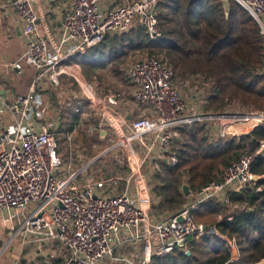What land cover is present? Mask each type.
<instances>
[{"label":"built area","instance_id":"obj_1","mask_svg":"<svg viewBox=\"0 0 264 264\" xmlns=\"http://www.w3.org/2000/svg\"><path fill=\"white\" fill-rule=\"evenodd\" d=\"M37 1H11L22 22L21 35L26 48L22 61L10 67L20 70L27 64L34 69V74L27 92L14 94L8 103L0 106V112L7 109L14 115V120L0 130V220L9 228V239L19 236L22 244L57 240L64 250L63 264H102L104 261L106 264H147V259L154 254H165L174 248L187 251L190 236L218 234L213 227L198 223L193 212L209 200L227 204L233 184L237 186L233 191H238L256 181L254 176L258 180L261 176L250 171L256 152L244 153L232 160L218 180L190 191L170 214L151 215V200L138 199L128 185L145 161H153L155 170L159 169V161L165 158L173 141V128L178 125L217 121V136L240 135L264 120V114L258 113L262 111L189 114L186 100L172 82V67L157 56H146L129 66L128 76L134 86L135 101L151 105L152 112L142 113L125 123L109 107L102 110V119L116 137L112 148L127 146L128 149L133 147L132 143L139 144L140 165L127 176L126 187L121 192L113 190L115 180L111 177L90 176L80 180L91 162L84 164L78 156L79 170H74L71 163L60 170L63 164L57 152L58 124L47 117L49 105L38 88L44 81L52 88L59 87L60 76L71 73L67 61L102 42L108 33L126 32L139 25L149 40L159 39L162 33L155 15L157 0H123L109 8L103 2L112 0H66L68 7L54 42L39 32L34 6ZM235 1L259 18L264 37V0ZM258 114L261 117L245 130H229L233 121H245ZM94 130L97 128L88 126L89 133ZM100 132L103 135L105 129L101 128ZM174 161L172 158L171 162ZM145 239L157 240V243L141 258L116 252L117 247L128 241ZM227 242L236 249L234 238Z\"/></svg>","mask_w":264,"mask_h":264},{"label":"trees","instance_id":"obj_2","mask_svg":"<svg viewBox=\"0 0 264 264\" xmlns=\"http://www.w3.org/2000/svg\"><path fill=\"white\" fill-rule=\"evenodd\" d=\"M155 15L161 37L148 39L140 26L128 32V42L105 36L99 44L71 57L87 74L127 54L129 49H166L175 64L194 50L213 88L207 99L218 110L226 101H237L251 110L264 111V37L258 22L235 0H157ZM154 53L149 51V55ZM208 78V77H207ZM254 117L251 120H256ZM191 122L175 127L174 141L160 169L152 177L153 195L159 211H175L184 201L182 185L191 191L218 180L224 168L244 153H255L264 144V120L246 136L219 137L210 125ZM174 156L172 163L169 158ZM261 176L238 191L228 193L229 202H203L193 212L197 222L213 227L218 234L190 236L187 249L174 248L154 254L147 264H256L264 259V155L255 156L250 165ZM221 214V219L215 216ZM235 240L233 258L227 239Z\"/></svg>","mask_w":264,"mask_h":264},{"label":"crops","instance_id":"obj_3","mask_svg":"<svg viewBox=\"0 0 264 264\" xmlns=\"http://www.w3.org/2000/svg\"><path fill=\"white\" fill-rule=\"evenodd\" d=\"M11 1L12 0H0V87H1L0 106L4 105L5 103H8L14 94H17V93L23 94L27 92L29 85L31 83L33 74H34V69L27 64H23L20 70H16L13 67H10L13 63L17 61H22V57H23V54L26 48L25 40L23 36L21 35L22 22L18 18L14 8L12 7ZM122 1L123 0L105 1L103 2V5L105 8H109L112 5L120 3ZM34 6H35V9L38 15L39 32L48 41L54 42L59 33L60 26H61V20H62L64 12L66 11L68 7V2L66 0H38ZM111 34H114V33H108L107 35L110 37ZM115 34H121V33H115ZM148 56H151V55H148ZM139 59H142V58H139V57L132 58V59L128 58L126 61V66L125 64L123 67L120 66L119 70L117 71L119 73L117 74H113L114 72L111 66L112 63H109L106 65V67L108 66L111 67L110 70L113 73L109 72L105 75H109L107 79H110L113 83H115L117 87V90H116L117 92L113 94H104V95H102V88L100 86L101 82L97 81L99 80V77L97 78L95 74H93V75L88 76L90 80L89 84L82 82L78 78L77 74H75V71L81 70L80 63L68 60L67 64H69L70 66L67 67V69L71 73L70 74L64 73L60 76V86L59 87L52 88L47 81H44L41 83V85L38 88L39 90H41V93L43 94L44 101L49 105L47 117L56 121V123L58 124L57 130H59L60 124H61L60 113L62 110L72 109V110H77L78 112V110H87V109H83V107L91 105L90 107L93 108L92 110H94V113L95 115H97V118H100V121L97 122L99 125L103 122L104 124H106V122L102 119L103 118L102 110H103V107L105 106L109 107L115 114L119 115L122 121L125 123L141 115L142 113H151L153 110L152 109L153 107L151 105H141L135 101L134 94H133L134 86L128 76L129 66L133 62ZM72 69H74L75 71ZM62 76H66L67 80H69L70 78H74L79 83V86L81 84V87H80L81 89L83 88L85 89L89 87L91 92H87L85 94V98H79V99L73 98L74 100H71L70 97H67L68 96L66 92L67 88L64 89L63 84L61 83ZM95 90H98V91L95 92ZM90 98H92V100H90ZM13 120H14V115L9 110L4 109L2 112H0V130L5 128ZM76 120L77 119H75V121ZM173 132H174V128H173ZM213 132L215 134L216 130ZM173 141H174V138H173ZM171 144H170L168 151L166 152V155L170 151ZM78 156H81V155H77V157ZM172 158H174V156H171L169 160L171 161ZM163 159L167 160L166 156ZM160 161H159V169H160ZM85 163H89V161L84 162V164ZM89 168H90V165L87 169ZM141 168H144L145 170L141 169L136 174V177L134 176L130 180V183L128 186L131 187V191L133 195H136L138 199L149 198L151 200L152 205H154L155 203H156L155 205H157L158 198L155 197L152 192V189H153L152 174L158 171L159 169L155 170V168L153 167V161L151 160L145 161ZM79 169L80 168L76 169V171ZM84 174H85V171L83 175ZM129 174H124L120 176L117 175V176L111 177V178H114L115 180L112 185L114 191L121 192L125 189L126 178ZM84 178H86V176H84ZM97 178H100V177H97ZM135 179H138L139 181V184H140L139 188H136V186H134L133 181ZM236 187L237 186L233 184L229 188V192L230 190L232 191L235 190ZM183 196L185 200L186 195L183 194ZM139 201L140 203H142V200H139ZM3 236H5L6 239H4L2 241V244L0 245V258H1V255H3V253L7 251V249L9 248L10 241L13 239V238L9 239L10 237L9 228L7 225H3L2 221L0 220V238H3ZM28 243H31V242H28ZM28 243H23V244L26 245ZM156 243H157V240L153 241V240H146V239L141 240L140 242L128 241L124 245L117 247L116 252L119 255H129L134 258H141L146 252V250H148L150 247L152 248V246L155 245ZM23 244H21V246ZM126 247L128 248L132 247L134 252L133 253H129L128 251L125 252L124 248ZM63 252L64 250H63L61 243H59L57 240H51L43 244H36L35 249L29 252V254L27 255L30 258L31 264H33L35 259L38 260V259H42L43 257L46 262L48 261L47 259L48 257L61 258L63 262V257L65 255L63 254ZM20 253H21V250H19L18 254L20 255ZM232 254H233V250H232ZM233 258H234V254H233ZM21 261L24 262V259L21 258ZM2 264H5V263H2Z\"/></svg>","mask_w":264,"mask_h":264},{"label":"rangeland","instance_id":"obj_4","mask_svg":"<svg viewBox=\"0 0 264 264\" xmlns=\"http://www.w3.org/2000/svg\"><path fill=\"white\" fill-rule=\"evenodd\" d=\"M138 28H140L139 25L134 26L131 29V34L135 33ZM128 32L125 34L114 33L111 34L109 38L116 36L118 38H121V40H118V42L123 41L127 43L129 37ZM150 50L154 51V56L159 57L163 62L169 64L172 67V82L187 102V113L201 114L204 112H211L222 114L252 112L250 111V108L239 104L237 101H226V103L218 108V110H216L213 105L210 104L207 97L211 93L213 88L212 78L202 70L200 62L197 60L199 56L194 50L190 53V55L185 56L182 54V58L178 61L177 64H175L174 62H170L169 58L166 55V49L152 46L137 49L131 48L128 50L126 55L119 57L116 61L114 60L111 65L114 73L110 70V66H104L102 67L103 69L96 68L94 72H91L89 74L86 73L83 66H81V70L79 71H75L74 69L72 70L75 71V74H77L78 78L82 82H85L87 84H89L90 82L88 76L95 74L97 78L99 77V80L97 81L101 82L100 86L102 88V95L113 94L117 92V87L115 83H113L110 79H107L109 75L105 74L109 72L113 74L119 73L117 71L119 70L120 66L123 67L124 64L126 66V61L128 58L132 59L138 57H146L149 55ZM69 66L70 65H68V67ZM61 83L63 84L64 89L67 88V97H70L71 100H74L73 98H85V94L87 92H91L89 87L81 89V84L79 86V83L74 78H70L69 80H67L66 76H62ZM96 91L98 90H95V92ZM90 106L83 107V109L87 110H78L77 112V110L71 109L62 110L60 113L61 124L58 130L59 145L57 148V152L61 157L63 164L60 170L65 168L69 163L72 164L74 170L78 169L80 167V163L78 162L77 155H81L84 162L89 161L91 162V165L89 169L85 170V174H82V176H80V180L84 179V176H86V179L90 178L91 175L100 178H107L117 175L120 176L129 174L134 168L140 165V155L142 153V149L140 148L139 144L136 143H132L133 147L128 149H126L127 146H125L124 148H112V141H116L115 135L112 133V130L108 128L107 123L104 124L103 122L100 125L97 123L98 121H100V118H97L94 110H92L93 108ZM258 113L264 114V111ZM75 119L77 120L75 121ZM188 123L191 122H187L184 124ZM205 124L210 125L214 131L218 129L217 121H207ZM90 125L96 127L97 130H94L93 133H89L88 126ZM101 128L105 129V133L103 135H100ZM230 128V130L234 131L232 125L230 126ZM173 134H175L176 136H180L182 134V131L178 129L175 130ZM245 135L249 136L250 133L247 132L245 133ZM141 169L145 170L144 168H140V170ZM153 175L154 173L152 174V177ZM133 182L136 188L140 187L138 179H135ZM155 204L151 205V208H149L151 215L155 216L163 212L166 213L165 211L160 212L157 205ZM215 218L216 220L221 219V214L216 215ZM2 224L5 225L3 222ZM4 239H6L5 236H3V238H0V245L2 244V241ZM21 244V238L19 236L14 237L10 241L7 251L3 253V255H1L0 264H31L30 258L27 254L35 249L36 243H28L26 245L23 244L22 246ZM19 250H21L20 255L18 254ZM124 251H128L129 253L134 252L132 247H126L124 248ZM233 254L234 258L237 257L238 250L234 249ZM21 258L24 259V262L21 261ZM47 259V262L45 261L44 257L38 260L35 259L33 264L63 263L61 258L48 257ZM105 260H107L106 257ZM106 262L107 261H104L102 262V264H106ZM256 264H264V259Z\"/></svg>","mask_w":264,"mask_h":264},{"label":"bare ground","instance_id":"obj_5","mask_svg":"<svg viewBox=\"0 0 264 264\" xmlns=\"http://www.w3.org/2000/svg\"><path fill=\"white\" fill-rule=\"evenodd\" d=\"M254 117H257L258 119L261 117V114L258 115H253L252 117H250L248 120L245 121H233L232 123V128L234 129V131H240V130H245L247 127L252 126L256 121V120H251ZM223 118H234V119H241L242 117H232V116H224ZM231 128H229L230 130Z\"/></svg>","mask_w":264,"mask_h":264},{"label":"water","instance_id":"obj_6","mask_svg":"<svg viewBox=\"0 0 264 264\" xmlns=\"http://www.w3.org/2000/svg\"><path fill=\"white\" fill-rule=\"evenodd\" d=\"M245 8V7H244ZM247 11H249L250 13H251V15L254 17V19L258 22V24L259 25H261V22H260V20H259V18L253 13V11L251 10V9H249L248 7L247 8H245ZM245 133H247V132H245ZM261 155H264V144H262L261 146H260V148L256 151V156H261ZM254 179L255 180H257V177L256 176H254ZM182 191H183V194L184 195H189V193H190V189H189V187H188V185L186 184V183H184L183 185H182ZM180 219V218H179ZM185 253H186V255H190V252L187 250V251H185Z\"/></svg>","mask_w":264,"mask_h":264}]
</instances>
